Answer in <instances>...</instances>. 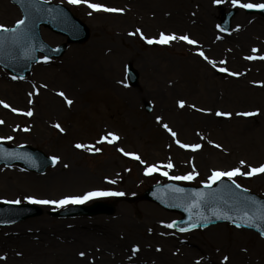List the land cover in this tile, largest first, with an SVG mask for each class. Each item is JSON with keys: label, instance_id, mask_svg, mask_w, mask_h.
Returning <instances> with one entry per match:
<instances>
[{"label": "rangeland", "instance_id": "obj_1", "mask_svg": "<svg viewBox=\"0 0 264 264\" xmlns=\"http://www.w3.org/2000/svg\"><path fill=\"white\" fill-rule=\"evenodd\" d=\"M47 1L68 6L87 24L91 35L83 43L69 45L60 57L45 61L40 55L25 77L0 67V101L4 102L0 104V140L32 145L50 157H59L43 173L0 165V203L17 199L33 203L26 196L59 200L93 190L123 195L80 203L103 201L113 205L110 214L55 217L52 211L72 203H33L40 207L39 215L0 227V262L15 257L26 264H45L36 244L27 249L20 243L30 238L28 241H55L54 264H264V238L253 230L229 223L176 230L175 225H167L176 224L181 214L141 196L157 183L211 184L214 171L239 167L247 172L250 166L264 164V63L248 59L255 52L259 24L257 16L241 6L264 0L237 4L232 0H89L123 12L95 11L84 2ZM233 7L238 14L232 29L223 32L221 12ZM18 20L21 12L17 6L0 0V24L11 28ZM137 29L148 38L158 37L160 32L188 35L199 45L193 47L183 40L149 44ZM41 33L54 47L67 43L65 36L49 28L42 27ZM201 50L208 60L199 55ZM111 54L120 58L114 65L108 58ZM88 62L97 64L98 71L91 75L84 71ZM128 63L139 71L137 86L127 82ZM218 68L228 71L220 76ZM74 72H78L76 77ZM53 98L59 99L56 107ZM146 103L151 112L145 110ZM28 111L33 114L28 116ZM243 112L255 114L238 115ZM109 132L120 139L102 141ZM177 139L201 147L184 148ZM77 144L91 147L77 148ZM120 148L139 155L144 163L124 155ZM168 163L173 167L168 168ZM153 164L160 170L146 172ZM190 172L195 177L192 180L173 179ZM229 179L264 197V173L237 174Z\"/></svg>", "mask_w": 264, "mask_h": 264}, {"label": "water", "instance_id": "obj_2", "mask_svg": "<svg viewBox=\"0 0 264 264\" xmlns=\"http://www.w3.org/2000/svg\"><path fill=\"white\" fill-rule=\"evenodd\" d=\"M12 1L23 12L25 23L19 27L17 32L0 30V64L17 75L23 76L31 70L32 64L38 59L39 52L52 57L62 55L66 49V45L53 48L44 42L40 34L41 25L67 35L70 42H83L89 37L88 27L63 5L42 0ZM259 11L264 13V9H259ZM234 14L235 10L226 14L223 22L226 29L230 28ZM128 75L131 85L137 84L138 73L131 65L128 66ZM147 109L151 108L148 106ZM0 163H19L37 172H42L54 164L52 159L32 146L15 147L1 142ZM177 189H183V191H177ZM143 197L154 200L167 209L181 212L183 219L175 224L181 229L193 228L189 225L197 222H199L198 226H205L230 221L253 228L260 233L264 232V220L259 219L261 208L264 206V198L237 188L236 184L227 179H221L215 185L201 187L181 186L176 183L156 185L148 189ZM112 211V205L96 202L91 206L75 205L53 214L70 216ZM40 213L41 210L38 207L30 204H3L0 205V225L11 224L27 216ZM245 213L249 216H256L259 227L245 224L242 219ZM201 217H207V220Z\"/></svg>", "mask_w": 264, "mask_h": 264}, {"label": "snow or ice", "instance_id": "obj_3", "mask_svg": "<svg viewBox=\"0 0 264 264\" xmlns=\"http://www.w3.org/2000/svg\"><path fill=\"white\" fill-rule=\"evenodd\" d=\"M22 2V0H21ZM70 3L73 4H79L81 2L87 3L88 6L90 8H92L95 11H107V12H123L124 9L122 8H109L107 7L105 4L103 3H95V2H89V0H69ZM217 3L220 2V0H216ZM232 2L234 4L240 3V0H232ZM242 7L247 8V9H251V8H262L264 9V3H243L241 4ZM25 23V21L23 19L16 21V26L15 28H8L5 25L0 24V30L4 31V32H17L19 27L22 26ZM137 33H139L142 37H144V33L140 30L137 29L136 30ZM136 33H133V35H135ZM147 40V43L152 44V43H158V44H170L172 41L175 40H183L188 42L189 44L192 45H196L198 42L194 39H191L188 35H177L176 33H164V32H160L158 34V37H152V38H148V37H144ZM253 51H256V49H253ZM199 55L202 56L205 60H208L209 58L205 55V53L201 50L199 52ZM254 57H248V59H253ZM261 59H264V57H260ZM45 61L48 60V57L45 56L44 57ZM213 64H215V61H211ZM221 71H225L227 72L228 69L227 68H223L221 69ZM232 75H238V73L233 72ZM31 95V94H30ZM60 96H65L64 92H60L59 93ZM67 99V98H66ZM3 101H0V104H3ZM68 104H71L72 101L71 100H67ZM180 106L183 107L184 106V101L181 100L180 102ZM5 107H9V105L5 104ZM192 107L194 108L195 105H192ZM200 111H210V109L206 110V109H199ZM13 112L18 111L17 109L13 108L12 109ZM28 116H31L33 113L31 111H28L26 113ZM255 113H251V112H243V113H238V115H242V116H250V115H254ZM217 115H221V116H231L232 113L231 112H218ZM161 117H157V120H160ZM0 123H3V121H0ZM57 128L60 129V131H64L63 128L60 127L59 124L56 125ZM163 127L165 129H167L168 132L171 133V135L173 137H176L177 133L174 132L167 124H164ZM111 137L112 139L109 142H113L115 140H119L120 137L118 135H116L115 133L109 132L106 134L105 137H102V141L108 140V138ZM7 139H11V137H7ZM177 144H180L181 147L184 148H192V149H199L201 147L200 144H181V141L179 139L176 140ZM77 148H90L91 146L88 145H83V144H77L76 145ZM216 147H221L219 144L216 145ZM96 151H100L99 148L95 149ZM120 152H122L124 155L128 156V155H132L135 157V159L137 160H141L140 156L135 154V153H129V152H125V150L123 148L119 149ZM53 162L59 160V157H52ZM141 163H144V161L141 160ZM245 163V161H240V164L243 165ZM168 168H172L173 164L168 163L167 164ZM160 170V166L153 164L151 166H149L148 168H146V172L151 173L153 171H159ZM257 173H264V164H261L258 167H251L250 166V170L247 172H242L241 169L239 167L233 168L229 171H214L212 176L209 177V182H214L216 180H220L222 177H233L236 176L237 174L239 175H246V176H252L254 174ZM164 175H168L167 172L163 173ZM194 175L193 173H188L186 175L183 176H176L173 177V179H177V180H192L194 179ZM112 183H115V181H112ZM233 183H235V181H233ZM237 188H240V185H236ZM177 191H183V189H177ZM244 191H248L247 189H245ZM111 195H123V193H119V192H112V191H106V190H93V191H89L84 193L83 195H68V196H64L62 199L59 200H40V199H36L34 196H26L24 197V199L29 200L33 203H40V204H54L57 206H64L67 204H76V203H84L85 201L92 199L94 197H103V196H111ZM202 195V194H201ZM21 201L19 199L15 200V201H10V203H16L19 204ZM201 219L207 220V217H201ZM243 221L245 224H251L254 226L259 227V224H257V217L256 216H249L247 213L244 214V216L242 217ZM259 219L264 220V206H262L261 208V212H260V216ZM197 222L196 224H191L189 225V227H197L198 226ZM175 225V222L173 221L172 223L168 224V227H173ZM241 226V225H238ZM181 231H186L187 229H180ZM261 235H264V232L261 233ZM135 251H139V246H136ZM79 255L81 257L85 256L84 252H80ZM229 258L227 256L224 257V260L227 261Z\"/></svg>", "mask_w": 264, "mask_h": 264}, {"label": "bare ground", "instance_id": "obj_4", "mask_svg": "<svg viewBox=\"0 0 264 264\" xmlns=\"http://www.w3.org/2000/svg\"><path fill=\"white\" fill-rule=\"evenodd\" d=\"M108 58H109V60H111V65H114L120 59L118 54H111V57H108ZM106 68L111 71V66L109 67V62H108V66ZM84 71H86L87 73H90V75H91V73L94 74L95 71H98L97 64H93V63H89V62L87 64L85 63L84 64ZM77 73L78 72H74L73 75H75V77H76ZM86 76H89V74H86ZM95 80L98 83V80L97 79H95ZM74 85H76V84H74ZM53 100L57 101V103H55V107H56L58 102H59V99L58 98H53ZM50 108L51 107L49 106V109ZM29 239L30 238H27L26 240H22V241H20V243L23 246L26 245L25 248H27V249H30L27 246L30 245V247L32 248L33 244H36L37 245L36 247H38L40 253L43 255V258H44L43 261H44L45 264H54V262H56L55 258L53 257V254H52L54 249L56 248L55 241H52V240L46 241L44 239V240H42L40 242H34V241H31V240L28 241ZM181 250L186 252V248H182ZM2 263L3 264H26V262H24L22 259L19 260V259L15 258V257H11L9 260L4 261ZM2 263L0 262V264H2Z\"/></svg>", "mask_w": 264, "mask_h": 264}]
</instances>
